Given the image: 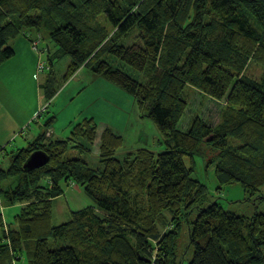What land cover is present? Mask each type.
Returning <instances> with one entry per match:
<instances>
[{"label":"trees","instance_id":"trees-1","mask_svg":"<svg viewBox=\"0 0 264 264\" xmlns=\"http://www.w3.org/2000/svg\"><path fill=\"white\" fill-rule=\"evenodd\" d=\"M78 9L104 17L118 37L135 28L133 43L104 42L77 18ZM25 29L49 31L58 56L70 59L62 83L49 77L43 86L47 101L83 67L132 96L165 148L158 154L141 149L120 161L115 152L121 136L106 126L98 167L91 168L70 154L78 139L88 146L96 140L97 124L88 118L64 140L43 144V134L18 150L8 168H0V199L26 209L14 216L8 231L0 214V264L5 257L10 264H184L186 254L178 250L184 223L192 249L187 264H264V213L239 216L210 202L184 161L193 160L205 141L219 153L217 182L253 190L264 185V77L239 76L248 61L264 65V0H0V66L14 57L10 43ZM169 40L175 64L166 67L160 54L162 47L170 48ZM177 49L186 52L183 58ZM109 57L137 76L112 66ZM187 87L239 107L246 120L230 128L244 137L250 127L251 141L234 147L220 123L210 127L198 116L180 131ZM54 120L47 118L44 130ZM36 150L46 153L47 165L25 171L24 162ZM257 155L260 166L250 169ZM69 183L81 187L93 206L53 226L52 202Z\"/></svg>","mask_w":264,"mask_h":264},{"label":"rangeland","instance_id":"rangeland-1","mask_svg":"<svg viewBox=\"0 0 264 264\" xmlns=\"http://www.w3.org/2000/svg\"><path fill=\"white\" fill-rule=\"evenodd\" d=\"M76 16L84 21L87 26L95 29L97 31V37L104 38V42L117 38L118 42L128 45L132 44L134 41L136 35L135 28L131 29L126 35L118 37L115 30L108 24L104 17H90L81 9L77 10ZM21 37L25 38L29 43L33 64L31 63L30 66L26 61L20 59L22 56L26 59L24 57V53L26 52H22V55L16 59L12 58L11 61L8 60L9 62L1 64L0 82L3 84L7 96L9 97V105L7 104V108L22 109L29 105V100L33 98L31 87L33 86L34 79L37 85L41 82L42 88L45 86L49 77L57 78L60 83H62L70 60L68 56H58V47L56 43L50 39L49 31L45 29L41 31H36L34 29L22 30L21 35L11 42L10 46L12 47L14 42ZM18 42L24 41L18 40ZM256 47H258V45ZM12 48L14 50V47ZM99 48L100 46L96 50ZM173 48L174 45L172 41H170V48L167 46L162 47L160 64L166 67H171L175 64L170 57ZM255 52L256 50H253V54ZM176 53L181 58L186 54V52L180 51V49H177ZM49 57L52 58L51 61ZM106 59L112 66L123 68L124 72L128 75L134 78L137 76L129 67H125L112 57ZM23 66L26 67V70L20 73ZM80 70L81 74L88 72V70L83 67ZM79 71L77 73H79ZM239 76L254 81H260L264 77V65L259 61H248L243 70L239 73ZM72 80L71 78L70 82H67L61 88L58 87L59 90L57 94L50 101L46 99L42 101L40 99L41 105L38 108L39 111L28 123L32 129L36 126L37 121L41 120L45 123L47 118L55 116V120L51 127L46 130L43 129V131L38 130L39 132H36V130L33 132L35 137L29 135V137H27L28 141H26L22 148L9 145L0 149L1 169H6L11 164V155L15 156L18 150L27 148L29 143L36 141L41 135L44 134L43 144L50 140H64L68 138L71 133H68L66 130L61 131L64 125L68 124L70 126L69 128L72 130L75 124L88 118H93L97 124V138L90 144L91 146L86 145L84 139H78L77 142L71 144L72 148L70 147V154L73 155V157L79 156L91 168L98 167L101 143L100 137L106 126L112 128L114 132L121 136L122 145L115 152V158L120 161L134 156L135 153L141 149H147L154 154H158L164 150L163 138L152 122L141 113L132 96L126 94L102 78H96L95 80L98 82L94 81L92 84L88 82L84 84L80 83L78 82V78H75V81L71 83ZM20 81L21 83H18ZM23 85H26L24 89H19V87ZM183 95L188 101V106L179 123L178 129L180 131L186 132L190 128L193 118L198 116L210 127L220 123V128L222 127L228 131V142L234 147L243 145L242 142L244 140L248 142L251 141L249 139V137L252 136L250 127H248L249 134L244 137L242 130L230 128L233 122L242 121L243 123L246 120L243 111L239 107L226 105L225 100L218 103L211 101L209 98L202 96L199 92L190 87L184 89ZM56 96H59V98L56 99ZM221 115H223L222 119H220ZM240 116L241 119H238ZM27 128L28 127H26L25 130H27ZM28 130L30 131V129ZM55 130L56 133L54 135ZM60 133L63 135H60ZM79 145H81L82 148L80 147V149L77 150L76 146ZM253 160L257 161L248 163L250 169L258 170L256 166H260L259 155ZM184 161L187 169L192 171L193 179L204 186L206 195H209L210 202L217 201L226 211L239 216L252 217L255 214L264 213V185L253 190L245 189L240 183L220 184L217 182L215 172L216 165L220 163L219 153L210 148L205 141L200 144V152L194 156L193 160L185 159ZM63 189L64 194L57 197L52 202L53 226L67 222L72 212L93 206L92 201L86 197L82 188L76 184L69 183L68 186H63ZM35 202H37V200ZM24 206L25 204L17 205V203L12 206H6L2 198L0 199V214L2 215L3 222L5 224L7 223V231L10 224L14 222V216L26 209ZM182 229L178 250L179 253L186 254L184 264H187L192 256V249L190 248L188 250L187 248V224L184 223V228ZM159 230L161 232L164 231L161 227H159ZM3 264H10V260H7V257H5L3 259ZM14 264L28 263H22L20 260L16 261Z\"/></svg>","mask_w":264,"mask_h":264},{"label":"crops","instance_id":"crops-1","mask_svg":"<svg viewBox=\"0 0 264 264\" xmlns=\"http://www.w3.org/2000/svg\"><path fill=\"white\" fill-rule=\"evenodd\" d=\"M18 40H23L24 42H18ZM12 47H14V52H15V55L13 58L16 59L17 57L22 55V52H26L24 53V57L27 60L24 59L23 56L20 59L26 61L29 65L31 63L33 64V58H32L30 48H29V43L25 38L21 37L20 39H17L14 42ZM6 62H9V61H6ZM1 70L2 69L0 66V71ZM23 70H26L25 66L22 67L20 73H23ZM75 78H78V82L83 83V84L85 82L92 84L94 81H96L95 80L96 78L94 79V77H92L88 72L81 74V70L79 71V73H77L76 76L72 78L73 80L71 81V83L75 81ZM21 81L18 83H21ZM68 82H70V80ZM25 86L26 85L20 86L19 89L23 90ZM31 90L33 92V98L29 100L30 103L28 106L22 109H17V108L14 109L11 107L7 108V104L9 105V100H8L9 97L7 96V92L4 89L3 84L0 82V149L2 147H7L9 145L10 146L14 145L17 148H22L25 145L26 141H28L27 137H29V135H31V137H35L33 132H35L36 130H37L36 132L43 131L44 121H41V120L37 121L36 126L32 129L30 128L28 124L29 121H31L34 118L33 116L39 111L38 108L41 105L40 99L42 101L46 99L41 82L39 83V85H37L34 79ZM55 98L58 99L59 96H56ZM26 127H28L27 130L30 129V131L28 130L27 132V130H25ZM69 127L70 126L68 124L64 125L61 131L66 130L68 133H70L71 128ZM55 133H56V130L54 131V135ZM60 135H63V134L60 133Z\"/></svg>","mask_w":264,"mask_h":264},{"label":"water","instance_id":"water-1","mask_svg":"<svg viewBox=\"0 0 264 264\" xmlns=\"http://www.w3.org/2000/svg\"><path fill=\"white\" fill-rule=\"evenodd\" d=\"M49 161L48 156L43 151H35L29 155L23 164V169L25 171H33L47 165Z\"/></svg>","mask_w":264,"mask_h":264},{"label":"built area","instance_id":"built-area-1","mask_svg":"<svg viewBox=\"0 0 264 264\" xmlns=\"http://www.w3.org/2000/svg\"><path fill=\"white\" fill-rule=\"evenodd\" d=\"M44 68L46 69V67L44 66ZM43 69V68H42ZM45 69H43V70H45Z\"/></svg>","mask_w":264,"mask_h":264}]
</instances>
